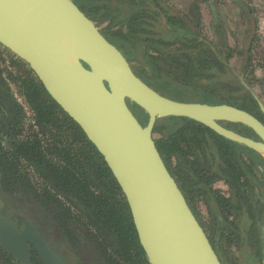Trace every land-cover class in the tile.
Wrapping results in <instances>:
<instances>
[{"label": "trees", "instance_id": "16d2710c", "mask_svg": "<svg viewBox=\"0 0 264 264\" xmlns=\"http://www.w3.org/2000/svg\"><path fill=\"white\" fill-rule=\"evenodd\" d=\"M177 1L73 0L96 27L103 25L99 29L102 35L128 62L137 63L131 65L135 75L159 94L180 102L227 104L264 118L252 95L234 74L241 66L245 69L250 61L249 49L244 46L258 29L253 11L236 0L232 3L237 13L231 14V6L224 3V11L230 17L227 21L217 16L216 0H201L200 4L197 0ZM204 13L212 15V28L220 24L221 33L218 30L216 33L215 28L214 36L216 39L220 36L225 42L214 50L200 37ZM233 15H237L235 20ZM243 19L250 24L247 32H244ZM227 35L242 43H238L241 53L236 64L230 61L233 54L225 39ZM19 79L35 124L40 132H47L52 142L45 145L37 138L15 140L12 148L26 166L46 172L44 177L55 193L44 190L42 196L36 197L22 167L4 154L0 156V164L8 171L0 172V180L9 179L26 196L38 198L44 209L57 204L54 196L60 194L82 214H87L88 221L82 216L79 218L85 222L76 220L80 233L77 238L86 251L81 252V257L86 258L84 264H148L128 205L102 156L30 70ZM201 80L206 84H199ZM134 106L146 123L147 115ZM224 125L256 139L252 130L242 124L226 122ZM152 134L157 135L153 138L163 163L220 262L230 264L226 247L244 244L255 229L256 264H263L264 159L253 150L184 117L157 119ZM48 153L60 156L62 165L49 163ZM217 182L226 186L227 193L214 187ZM21 191L13 196L23 197ZM201 206L205 213L203 224L198 210ZM59 208L69 210L62 204ZM92 228L96 234H92ZM109 248L115 251L116 259L108 254Z\"/></svg>", "mask_w": 264, "mask_h": 264}, {"label": "water", "instance_id": "95a60500", "mask_svg": "<svg viewBox=\"0 0 264 264\" xmlns=\"http://www.w3.org/2000/svg\"><path fill=\"white\" fill-rule=\"evenodd\" d=\"M0 45L29 67L102 156L128 205L148 264H222L163 163L153 125L160 118L184 117L264 159L259 119L227 104L180 102L159 94L135 75L73 0H0ZM251 94L264 115V104ZM127 102L147 115L145 126ZM226 122L246 126L257 139L227 128ZM261 231L264 254V223ZM0 236L3 248L22 263L31 244L45 264H63L29 224L19 232L5 223Z\"/></svg>", "mask_w": 264, "mask_h": 264}, {"label": "rangeland", "instance_id": "374dc122", "mask_svg": "<svg viewBox=\"0 0 264 264\" xmlns=\"http://www.w3.org/2000/svg\"><path fill=\"white\" fill-rule=\"evenodd\" d=\"M217 4V16H222L227 21L230 19L228 16L229 14L225 13L224 9V0H218ZM177 2H181L178 0ZM197 2L200 4L201 0H197ZM249 7L253 9L254 17L256 19V22L259 23L258 31L254 34V37L250 40V43L247 42V46H244L249 49L248 58L250 59L249 64H246V68L242 69L243 71V81L264 101V0H245ZM234 5V4H233ZM235 6V5H234ZM234 6H228L232 9H230L231 14L237 13V9L234 8ZM237 15H233L234 19ZM210 21H212V15L210 16L209 13H204L201 16V22H200V33H201V39H204L209 45H211L213 48H216V46H221L225 42L220 39H216L214 36V29L216 28V33L218 30V33H221L220 24H217L215 28H212ZM221 21V20H220ZM223 22V20H222ZM243 28L244 31L248 30L250 27V24L247 23L243 19ZM102 26H98V29H102ZM235 37L237 35H234ZM227 44L231 47L232 50V59L231 62L235 63L237 62V55L241 53L239 49L238 43L242 44L240 41L236 38L233 39V36L227 35L225 37ZM245 41V40H244ZM0 55L2 56V60L0 62V87L4 89V91L7 92V99L12 101L15 100L19 103L18 105V112L17 114L10 115L9 116V124L8 127L13 126L16 128L17 132L19 133V141L23 140H37L39 139L41 144H50L52 140L49 138L47 132H40L39 127L35 124L34 121V114L31 110L30 106L27 104L22 89L20 87V79L22 76L26 75L27 72H29V67L22 62L19 58H17L15 55H13L10 51L5 49L0 45ZM241 58V57H240ZM133 66H136L137 63H130ZM231 64V63H230ZM236 64V63H235ZM240 67L238 72H241ZM240 74V73H239ZM206 84L204 81H199V84ZM175 100V99H173ZM17 125V126H16ZM15 130V129H14ZM13 135V134H12ZM17 133L14 134L15 140L18 141L16 137ZM37 136V137H35ZM154 137H157V135L153 134ZM12 136L10 134H7L6 138L4 134L0 133V154H4L6 156H9V158H13L16 160L18 166L22 167L25 164V161L23 159H19V156H15V153L13 151V144H12ZM37 138V139H36ZM12 144V145H11ZM47 160L51 164L56 165H62L60 163V156H56L55 154H47ZM24 172L28 174V176L31 178L32 182L37 185L38 188H42L46 186L45 183V175L46 172L44 170L34 172L36 174L40 175L37 179L34 172L30 169L25 167ZM214 187L216 189H219L223 193H227L226 186L221 183L217 182L214 184ZM260 202L263 201V199L259 198ZM110 201V200H109ZM111 206L114 205L113 202L110 201ZM199 214H200V220L202 224L205 222V213L203 206L198 207ZM80 216L88 221L87 214H81V211L79 212ZM264 220V219H263ZM262 222V219H261ZM264 223V221H263ZM255 230V229H254ZM251 231L250 235H248L247 240H245V243L237 246L235 244L230 245L226 247L228 262L230 264H256V246H255V238L254 235L256 234L255 231ZM113 252V251H111ZM115 254V253H113Z\"/></svg>", "mask_w": 264, "mask_h": 264}, {"label": "flooded vegetation", "instance_id": "af4514ba", "mask_svg": "<svg viewBox=\"0 0 264 264\" xmlns=\"http://www.w3.org/2000/svg\"><path fill=\"white\" fill-rule=\"evenodd\" d=\"M257 24H258L257 28H259V23ZM257 31L258 29L255 30V33ZM244 32H247V31L245 30ZM209 46L213 50L215 49L211 45ZM1 60H2V56L0 55V62ZM242 69L244 68L243 67L241 68V72L235 71L234 74L237 75L243 87L246 88V90L250 94L251 92H253L264 104V101L243 81ZM243 83L248 88L245 87ZM6 95H7V92L4 91V89L0 87V133L4 134L5 138L7 134H10V136H12L11 137L12 144H14L15 143L14 134L17 133L16 137L19 141V133L17 132L15 127L13 126L8 127V123H9V116L17 114L18 109H19L18 108L19 103L15 100H12V101L8 100ZM127 105L130 111L132 112V114L138 120V122L142 126H145L147 122L144 123V116L141 113V111L137 109L132 103H128ZM258 116H257V119H259L264 124V118L261 117L260 115ZM0 156H2V154H0ZM25 167L30 168L33 172L35 171V169L31 166H26L25 164L21 168L22 173L26 176L29 186L33 188L32 189L33 191H35L36 197L42 196V193L44 192V190H47V191L49 190L52 193L53 192L55 193V191L54 190L52 191V189L50 188V184L48 183L47 180H45V183H46L45 187L38 188L37 185H35L32 182L28 174L24 172ZM3 171L5 172L8 170H5L0 164V172L4 174ZM34 174L36 175L37 179L39 178L40 180L41 178L40 175L36 174L35 172ZM19 189H20L19 186H16L15 184H13L9 179L3 180V181L0 180V230L2 229V226L5 223H11V225L17 231L22 232L25 226L29 224L37 231V235L41 237L45 241V243L55 253L59 255L63 264H84L85 262L84 260H86V258L83 255L81 257V252L83 254V252H86V251L82 250V242L77 238V233L79 235L80 233L77 230V227L79 226L76 224V220H81L79 218L82 216V215L80 216L79 214L81 210L77 209L72 204H70V201L66 199L65 197L61 196L60 194H57L54 196L56 201L58 202L57 204L54 203L53 205H49L48 207H46V209H44V207L41 205L40 200L38 198L33 197V196L31 197L29 195L26 196ZM19 191L23 193V197L13 196L15 192H19ZM60 203L64 207L68 208L69 210L59 208V205H61ZM46 210H48V212ZM81 221L85 222L83 219ZM90 230L92 234L97 233L96 229L92 228ZM81 238L85 242L84 238L83 237ZM101 240L102 238L100 237L98 239V242L101 243ZM28 248L29 249H28V255H27V262L22 263L15 257H13L9 252H7L3 248V246L0 244V264H41V263L45 264L33 245L28 244ZM111 251L113 250L109 248V251H107L108 254L109 255L112 254L113 258L116 259L117 256H116L115 251L114 252H111Z\"/></svg>", "mask_w": 264, "mask_h": 264}, {"label": "crops", "instance_id": "0c3cea01", "mask_svg": "<svg viewBox=\"0 0 264 264\" xmlns=\"http://www.w3.org/2000/svg\"><path fill=\"white\" fill-rule=\"evenodd\" d=\"M216 1H218V0H216ZM233 1H236V0H224V3H226L227 5H230V6H234L233 5ZM240 1V3H242V4H244L245 6H247V7H249V5L247 4V2H245V0H239ZM219 2V1H218ZM234 8H236V6H234ZM250 8V7H249ZM232 9V8H231ZM237 9V8H236ZM250 10H252L253 11V9H251L250 8Z\"/></svg>", "mask_w": 264, "mask_h": 264}]
</instances>
